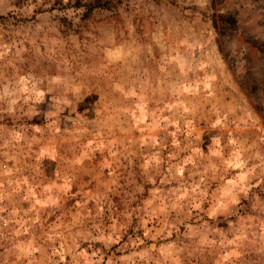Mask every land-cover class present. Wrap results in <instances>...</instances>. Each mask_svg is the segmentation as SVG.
Instances as JSON below:
<instances>
[{
	"label": "rangeland",
	"instance_id": "374dc122",
	"mask_svg": "<svg viewBox=\"0 0 264 264\" xmlns=\"http://www.w3.org/2000/svg\"><path fill=\"white\" fill-rule=\"evenodd\" d=\"M107 1L0 0V264H264V0Z\"/></svg>",
	"mask_w": 264,
	"mask_h": 264
},
{
	"label": "trees",
	"instance_id": "16d2710c",
	"mask_svg": "<svg viewBox=\"0 0 264 264\" xmlns=\"http://www.w3.org/2000/svg\"><path fill=\"white\" fill-rule=\"evenodd\" d=\"M113 2H114L113 0H109L105 3V5H86V8L88 9V13H86V14L92 13L95 10V8H97V7L108 6L107 8H112V6L114 5Z\"/></svg>",
	"mask_w": 264,
	"mask_h": 264
}]
</instances>
